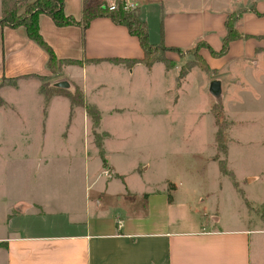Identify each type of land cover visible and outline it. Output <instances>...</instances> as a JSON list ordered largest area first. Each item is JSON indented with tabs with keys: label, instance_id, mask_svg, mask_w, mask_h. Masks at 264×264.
<instances>
[{
	"label": "rangeland",
	"instance_id": "rangeland-1",
	"mask_svg": "<svg viewBox=\"0 0 264 264\" xmlns=\"http://www.w3.org/2000/svg\"><path fill=\"white\" fill-rule=\"evenodd\" d=\"M160 33L153 28V35ZM202 49L181 55L168 51L171 67L156 63L152 71L137 67L131 73L101 63L90 65L87 73L74 67L71 75L84 90L65 78L66 65L45 77L3 81L0 234L6 232L1 228L9 208L18 203L56 206L70 189L80 198L87 187L92 195L124 188L117 179L95 182L96 138L107 141L105 152L116 170L128 174L125 183L139 197L132 207L143 213L148 194L168 187V196H178L184 208L192 206L189 215L195 219L240 220L244 228L260 232L252 236L251 264H264V48L208 72L198 65L207 63ZM215 81L221 83L219 96L210 90ZM60 82L69 88L54 86ZM42 92L57 100L46 114ZM80 93L92 116L94 106L99 110V122L78 109L71 113L68 95L78 103ZM107 169L103 175L113 176ZM178 186L183 191L175 193ZM109 217L103 206L95 218Z\"/></svg>",
	"mask_w": 264,
	"mask_h": 264
},
{
	"label": "crops",
	"instance_id": "crops-1",
	"mask_svg": "<svg viewBox=\"0 0 264 264\" xmlns=\"http://www.w3.org/2000/svg\"><path fill=\"white\" fill-rule=\"evenodd\" d=\"M112 1L64 0L65 13L80 21L85 2L92 7L95 2H102L104 6ZM131 1L137 5L140 19L147 23L153 45L163 41L168 48L182 50L204 41L213 50L220 51L227 34V18L242 12L237 27L242 34L250 36L249 39L232 42L229 53L221 58H214L207 48L202 49V56L213 70L221 69L230 59L249 57L264 48V0ZM39 28L58 59L81 63L66 66L63 71L67 74L65 78L83 90L84 84L71 75L74 67L87 73L90 65L101 63L132 73L137 67L152 71L157 65L151 69L144 64L129 68L110 62L112 59L142 60L144 52L137 37L107 17L95 19L83 30L80 26L58 27L50 17L41 15ZM153 28H162L163 35H153ZM48 61V54L28 37L24 27H0L1 95L5 80L48 76ZM40 95L46 114L51 103L57 100L55 96L47 99L43 92ZM69 102L71 113L78 109L85 117L94 118L87 107ZM94 107L98 118L93 121L97 123L101 115ZM106 142L101 144L96 138L94 141L100 158L95 182H99L100 177L106 178L108 183L117 179L124 188L113 193L107 187L92 195L87 187L80 198L70 189L68 195L60 199L63 204L51 206L39 202L12 206L4 220L5 227L1 228H6V232L0 234L2 264H251L252 236L260 232L244 228L240 220L221 224L220 217L195 219L189 215L192 206L184 208L178 196L172 194L173 201H169L168 187L164 193L148 194L142 202L146 204L143 213L137 206L132 207L139 197L134 196L125 183L128 174L118 172L108 158ZM106 169L113 171L114 178L103 175ZM177 189L175 193L183 191L179 186ZM20 204H26L25 208L17 211ZM103 206L110 217L95 218Z\"/></svg>",
	"mask_w": 264,
	"mask_h": 264
},
{
	"label": "trees",
	"instance_id": "trees-1",
	"mask_svg": "<svg viewBox=\"0 0 264 264\" xmlns=\"http://www.w3.org/2000/svg\"><path fill=\"white\" fill-rule=\"evenodd\" d=\"M253 11L256 10L253 8ZM242 12H235L227 18L226 28L227 34L223 39V46L220 51L213 50L204 41H199L192 48L182 50L178 48H168L164 45L163 41L159 45H153L150 41L149 28L146 22L140 19L138 10L135 12H127L123 9V5L110 11L105 6L92 8L88 7L85 2L83 10V16L80 21L75 17L66 15L64 0H2V16L0 18V27L8 26L13 29L24 27L26 29L28 37L35 41L49 56L48 68L55 74L60 71L62 67L81 64L75 60H60L55 54L53 48L43 38L39 28V18L41 15H47L58 27L68 26H80L83 30H86L92 21L101 17L110 18L115 24L124 26L128 29L132 36L138 38L140 46L144 52V58L142 60H124V59H112L109 60L115 64H125L129 68L137 64H144L148 69H151L156 63L165 64L166 68H170L171 62L165 56L166 52H175L182 54L183 52L191 53L202 48H207L214 58H221L229 53L230 45L234 41L243 39H249L250 36L242 34L237 23L240 19ZM162 29V28H161ZM163 35V30H161ZM158 53H162L158 55ZM199 67L204 71H210L208 63L201 61L198 62ZM80 102H74V98L68 95L71 102L84 106L83 95L80 93ZM87 110L92 115L91 109ZM95 114L93 117L98 118V112L94 109ZM103 163L106 161L103 158ZM169 201L172 202L173 198L169 196Z\"/></svg>",
	"mask_w": 264,
	"mask_h": 264
},
{
	"label": "built area",
	"instance_id": "built-area-1",
	"mask_svg": "<svg viewBox=\"0 0 264 264\" xmlns=\"http://www.w3.org/2000/svg\"><path fill=\"white\" fill-rule=\"evenodd\" d=\"M120 4L123 5V9L127 12H135L138 10L137 5L131 0H114L112 2L106 3L104 6L110 11H114L120 6ZM105 175H107V177L112 176L109 174V172H106Z\"/></svg>",
	"mask_w": 264,
	"mask_h": 264
},
{
	"label": "water",
	"instance_id": "water-1",
	"mask_svg": "<svg viewBox=\"0 0 264 264\" xmlns=\"http://www.w3.org/2000/svg\"><path fill=\"white\" fill-rule=\"evenodd\" d=\"M57 88H61V89H67L69 88V84L67 82H60L58 84H56ZM211 93L215 96H219L221 94V83L218 81H215L211 84Z\"/></svg>",
	"mask_w": 264,
	"mask_h": 264
}]
</instances>
